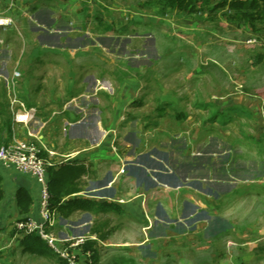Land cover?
Returning a JSON list of instances; mask_svg holds the SVG:
<instances>
[{"label":"crops","instance_id":"crops-1","mask_svg":"<svg viewBox=\"0 0 264 264\" xmlns=\"http://www.w3.org/2000/svg\"><path fill=\"white\" fill-rule=\"evenodd\" d=\"M141 9L132 20L121 3L105 0H0V13L12 17L19 31L0 28V146L15 138L35 141L45 147L51 168L63 166L71 190L61 199L54 230L95 241V264H248V257L229 259L223 244L236 225L222 205L239 196L237 185L229 174L222 178L208 169L212 159L192 162L182 152L170 161L167 140L174 133L169 121L177 116L169 104L180 102L167 94L169 82L176 75L185 85L183 95L192 94V71L200 66L191 64L212 57L222 69V41L237 55L232 47L241 41L239 29L221 33L212 46L198 31L203 27L166 19L173 9ZM238 23L246 24L248 36L251 29L264 32L261 22L254 28L235 21L232 28ZM15 71L17 94L37 110L28 126L12 123ZM4 119H10L11 132L2 127ZM0 178V264H13L18 250L43 257L24 249V234L15 228L19 219H40L36 179L3 166ZM22 190L29 197L23 204ZM81 259L94 264L84 252Z\"/></svg>","mask_w":264,"mask_h":264},{"label":"rangeland","instance_id":"rangeland-1","mask_svg":"<svg viewBox=\"0 0 264 264\" xmlns=\"http://www.w3.org/2000/svg\"><path fill=\"white\" fill-rule=\"evenodd\" d=\"M219 1L212 0L190 15L177 10L165 14L166 19L177 20L178 23L174 24L186 22L192 24L194 29L203 27L198 31L206 38L204 42L212 43V46L220 39L221 33L232 35L239 29L241 36V41L235 42L236 46L232 47L233 50L237 49V55L229 54L231 43L222 41L223 61L219 64L222 69L210 60L212 57L204 64H191V69L200 66V71H192L188 89L192 94L183 95L185 85L176 75L169 82L167 94L180 100L179 103L169 104L177 115L169 121L174 131L173 135L167 137L169 158L170 161L176 160L184 152L185 159H192V162L194 159L207 162L212 159L208 166L212 173L217 172V176L221 175L222 178L229 174L227 178L237 185L239 196L233 200L229 198L222 205L226 214L233 216L236 225L235 232L227 234L228 238L224 236L223 244L228 249V257L230 259L233 254L238 258L248 257V264H264V32L251 29L253 33L248 36L245 33L247 30L243 28L246 25L244 23H238L237 29L232 28V11L229 5L223 8L217 6ZM109 2L121 3L122 14L132 20L140 16H135L138 10L148 9L144 4L138 6V0H105V3ZM12 27L19 33L15 21ZM255 36L260 42L247 43L249 38ZM236 62L239 69H235ZM18 77L20 75L16 79ZM156 94L158 96L162 91L158 90ZM126 108H130L129 105ZM183 112L188 113L190 118L179 116ZM162 139L165 140V137ZM190 141L191 147L187 145ZM179 160L175 163L178 166ZM215 162L217 165H214ZM157 166L162 168V165ZM194 172L205 175L203 170ZM160 177L163 181L170 180V176ZM145 179L152 183L148 178ZM195 185L200 186L198 183ZM215 190L220 191L219 188ZM14 256L13 264H57L56 258L52 256H22L19 250Z\"/></svg>","mask_w":264,"mask_h":264},{"label":"built area","instance_id":"built-area-1","mask_svg":"<svg viewBox=\"0 0 264 264\" xmlns=\"http://www.w3.org/2000/svg\"><path fill=\"white\" fill-rule=\"evenodd\" d=\"M14 24L12 17L0 13V28L8 31ZM260 39L255 36L249 38L247 43L257 44ZM20 73L15 71L11 93L10 108L12 112V123L28 126L35 117L37 110L28 107L16 92V77ZM44 146L31 140L15 138L13 142L0 146V166L13 168L21 173L33 176L40 189V219L28 217L16 221V230L24 235L38 233L48 245L69 264H84L81 259L83 246L89 240L87 235L62 237L56 233L54 227L57 221V212L51 208L48 167L53 163L44 157ZM51 154L53 152H50ZM91 259V252H84Z\"/></svg>","mask_w":264,"mask_h":264},{"label":"trees","instance_id":"trees-1","mask_svg":"<svg viewBox=\"0 0 264 264\" xmlns=\"http://www.w3.org/2000/svg\"><path fill=\"white\" fill-rule=\"evenodd\" d=\"M212 0H145L144 6L158 7L162 10L171 8L181 13L190 14L197 12L202 5L210 3ZM229 5L232 11L230 15L231 22L245 21L249 25L255 28L257 22L264 24V0H221L217 4L219 7H225ZM110 29V27H108ZM5 130L11 132L12 126L10 119H4L3 126ZM2 128V129H3ZM44 157V153L42 154ZM50 167V166H49ZM48 167V172L51 175L49 180V191H50V204L51 208L56 212L62 208L61 199L65 192H70L71 186L66 178H63V166L60 170H54ZM66 169V166H64ZM2 197V183L0 178V198ZM20 202L23 204V200L26 197L28 200L27 191L22 190L19 192ZM113 207L114 205H109ZM21 245L26 251L41 256H52L56 258L57 264H69V262L60 257L49 245L41 238L38 233H30L24 235L21 238ZM84 252H91V259L93 262L99 260L100 253L96 247L95 241L88 240L83 246Z\"/></svg>","mask_w":264,"mask_h":264}]
</instances>
